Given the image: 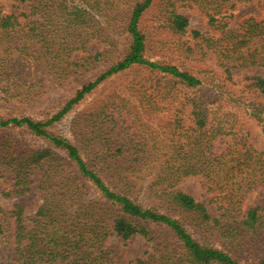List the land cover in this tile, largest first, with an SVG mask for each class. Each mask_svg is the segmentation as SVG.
Here are the masks:
<instances>
[{"label":"trees","instance_id":"1","mask_svg":"<svg viewBox=\"0 0 264 264\" xmlns=\"http://www.w3.org/2000/svg\"><path fill=\"white\" fill-rule=\"evenodd\" d=\"M251 1L264 10V0H16L8 10L0 4V101L40 102L78 70L108 64L45 120L0 117V178L10 186L3 194L23 195L33 183L40 194L32 215L24 216L22 203L0 206V264H116L106 242L135 235L152 242V251L133 264H264V256L238 257L264 241V207L242 208L250 191L264 187V151L249 139L251 126L264 136V78L234 80L235 71L264 66V18L230 26L236 5ZM186 4L207 16L210 30H192L193 45L184 40L182 52L211 54L221 74L205 69L198 76L147 57L145 13L155 10L159 27L181 39L189 21L179 8ZM91 42L103 49L90 52ZM127 71L129 92L95 101L73 117L66 135L47 129ZM138 71L146 72L139 81ZM13 127L41 145L3 131ZM188 177L201 179L217 215L177 187Z\"/></svg>","mask_w":264,"mask_h":264},{"label":"rangeland","instance_id":"2","mask_svg":"<svg viewBox=\"0 0 264 264\" xmlns=\"http://www.w3.org/2000/svg\"><path fill=\"white\" fill-rule=\"evenodd\" d=\"M0 4L5 7L6 10L11 9V6L16 4V0H0ZM179 12L186 16L189 21L188 32L184 37L179 39L176 35L170 33L166 28L159 27L161 21L158 20V15L155 10H150L142 18L141 25L149 33L150 45L148 46L147 57L152 61H158L162 63H170L179 66L182 69H188L195 75L201 76L203 73L199 72L205 69H212L215 72L221 74L220 69L215 62L214 57L208 54L204 57H198L191 54L187 57V53H183L180 43L184 40L188 41V45H193L191 40V31L196 30L201 33H209L210 27L208 25L207 16L198 9L194 4H186L180 6ZM232 17L230 19V26L237 25L240 21L247 17H255L257 19L264 18V10L260 9L256 2H244L239 3L231 11ZM90 52H98L103 49L102 45H98L95 42H91L87 46ZM108 64H95L89 68L88 71L78 72L72 75L63 85V87L53 89L44 95L42 101L33 102H19L15 98L11 102L0 101V117H22L29 116L35 120H45L50 117V114L55 112L61 107L64 101L71 98L77 89L83 84L93 80L97 75L102 73ZM146 74L144 71H138L134 74V77L139 81L141 77ZM257 74L264 78V66L254 69L239 70L234 72V80L239 81L244 75ZM133 71H127L124 74L118 75L99 88L88 94L75 108L62 119V123L53 124L47 129L56 135H66L67 130L71 125V121L75 115L81 113L84 109L95 103L100 98H104L107 94L112 92H129L127 85H131L133 79ZM135 81V80H134ZM137 82V81H136ZM35 102V103H34ZM161 119V113L157 114ZM146 119V118H145ZM118 121L125 120L123 116L117 118ZM157 121V120H156ZM157 122L152 123L153 127ZM129 122L125 120L124 127L126 128L127 137H131L133 134L132 128L128 127ZM6 135L21 141L22 144L40 146L41 144L30 138L26 131L19 127H13L3 130ZM120 128L114 130V135L119 133ZM135 131V130H134ZM137 132V131H136ZM250 141L259 150L264 151V136L259 127L251 126L250 128ZM2 133L1 135H3ZM124 132L118 136L120 141ZM137 134H139L137 132ZM71 137V136H70ZM69 137V138H70ZM73 137V136H72ZM148 137V135H146ZM223 145L220 143L218 149H222ZM37 171L33 173L32 178L37 176ZM31 191L24 193L23 195L12 194L11 196H5L3 193L8 192L10 186L3 178H0V206L4 211L11 210L16 203H22L24 208V216L32 215L40 204V194L37 189V183H33L29 186ZM180 190L190 194L198 202L204 203L207 209L212 215H217L216 206L210 202L211 196L206 192L203 183L198 177H188L182 179L178 186ZM255 206L264 207V187L250 191L242 204L243 210L249 209ZM12 222V220H8ZM106 248L112 251V256L116 264H133L132 262L137 258H145L146 253L152 251V242L147 241L142 236L135 235L130 240L123 242L117 237H111L106 242ZM249 247V245H247ZM264 256V241H259L256 246L251 250H244L238 254V257L242 258V262H251Z\"/></svg>","mask_w":264,"mask_h":264}]
</instances>
